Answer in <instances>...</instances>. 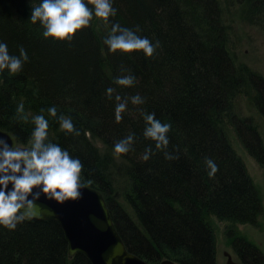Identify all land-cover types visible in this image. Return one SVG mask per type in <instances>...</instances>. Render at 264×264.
I'll list each match as a JSON object with an SVG mask.
<instances>
[{"label":"trees","instance_id":"trees-1","mask_svg":"<svg viewBox=\"0 0 264 264\" xmlns=\"http://www.w3.org/2000/svg\"><path fill=\"white\" fill-rule=\"evenodd\" d=\"M41 2L0 0V43L10 55L19 56L23 47L28 56L18 73L0 71V129L30 148L32 118L43 115L49 122L46 142L81 161V182L102 194L129 253L149 264H217L211 218L258 226L264 213L260 191L227 132L232 128L264 168L258 126L236 109L238 99L250 95L264 112V77L236 64L227 19L240 9L264 28V0H111L117 13L103 21L104 32L93 16L88 27L63 42L45 39L40 22L32 23V8ZM115 23L139 26L137 35L160 47L152 57L110 52L104 40ZM129 74L135 77L132 87L114 83ZM109 87L116 89L112 99ZM117 94H139L145 103L129 99L117 122ZM21 103L24 112L18 113ZM52 106L57 117L71 118L79 136L60 128L48 113ZM141 112L171 124L166 151L178 159L166 160L144 137ZM128 135L134 136L132 150L115 154V143ZM148 147L153 154L145 161ZM205 158L218 166L214 177L208 176ZM118 178L126 192L119 193ZM226 237L238 262L264 264L261 249L237 230L230 228ZM0 264L91 262L83 254L70 258L59 224L32 219L12 231L0 226Z\"/></svg>","mask_w":264,"mask_h":264},{"label":"clouds","instance_id":"clouds-1","mask_svg":"<svg viewBox=\"0 0 264 264\" xmlns=\"http://www.w3.org/2000/svg\"><path fill=\"white\" fill-rule=\"evenodd\" d=\"M88 5H91L90 8ZM117 10L112 6L111 0H42L39 6L32 8V23L40 22L45 29V39L53 41H71L75 34L89 26L93 16L103 21L114 17ZM139 26L135 30L121 27L115 23L111 26V32L105 38L104 44L110 52H143L146 57H152L160 42L153 44L146 37L137 35ZM28 60L27 53L23 47L19 49V56L10 55L7 45L0 43V71L7 69L10 73H18L23 63ZM114 83L118 86L130 88L135 83V77L131 74L117 77ZM115 88L109 87L106 95L113 98ZM133 105H142L144 99L139 95L122 98L115 95V119L120 122L122 113L127 109L128 101ZM43 112V109L41 110ZM18 113L24 112L21 103L17 108ZM51 117L57 118L60 128L67 133L76 131L71 118L63 115L57 117V109L52 106L48 109ZM146 127L144 137L155 142V148L164 151L166 160L178 159V156L166 151L169 145L167 134L171 124L162 123L155 118V114L141 112ZM35 125L31 147H21L15 143L10 147L6 140L0 139V226L9 231L15 230L18 224L26 220L39 218L40 208L38 201L41 195L47 200H54L58 204L66 201H77L82 198L81 189L85 186L81 182L82 163L78 158H72L68 151L60 146L46 142L48 136L49 122L43 115L32 118ZM15 141V138L12 137ZM134 136L128 135L114 145V153L117 155L127 154L132 150ZM153 154L151 147L145 149L143 160L147 161ZM208 176L214 177L218 166L214 160L205 158ZM12 185L9 191L8 186ZM73 250V254H75Z\"/></svg>","mask_w":264,"mask_h":264},{"label":"water","instance_id":"water-1","mask_svg":"<svg viewBox=\"0 0 264 264\" xmlns=\"http://www.w3.org/2000/svg\"><path fill=\"white\" fill-rule=\"evenodd\" d=\"M0 139L6 140L10 147H14L15 143L19 145L12 133L1 129ZM11 189L12 185H9L8 190ZM81 192V199L63 204L47 200L41 195L38 201L40 215L34 220L52 221L60 225L68 241L71 258L83 254L91 264H149L128 252L102 194L88 186ZM225 256V264H242L235 261L230 253H225ZM159 264L176 263L163 260Z\"/></svg>","mask_w":264,"mask_h":264},{"label":"rangeland","instance_id":"rangeland-1","mask_svg":"<svg viewBox=\"0 0 264 264\" xmlns=\"http://www.w3.org/2000/svg\"><path fill=\"white\" fill-rule=\"evenodd\" d=\"M231 12L227 19L231 25L230 44L236 64L238 66L248 67L264 77V28L262 23L254 19L248 20L240 9H234ZM96 28L99 32L105 31L102 19H97ZM237 103L240 108V115L252 118L264 139V120L252 106L251 96L242 95ZM228 129V137L238 155L245 162L251 178L260 191L264 205V169L251 159L242 146H240L235 131L232 128ZM118 186L119 193L126 192L123 179L118 178ZM212 224L217 237V264L226 263L227 258L225 253H230L234 260L237 261V257L230 248L226 237V232L230 228L237 230L242 236L257 245L264 253V214L260 217L258 226H232L227 222H221L217 219H212Z\"/></svg>","mask_w":264,"mask_h":264},{"label":"bare ground","instance_id":"bare-ground-1","mask_svg":"<svg viewBox=\"0 0 264 264\" xmlns=\"http://www.w3.org/2000/svg\"><path fill=\"white\" fill-rule=\"evenodd\" d=\"M251 103H252V100H251ZM252 106L256 109V111L259 113V115L262 117V119L264 120V112L262 111V110H260L256 105H255V103H254V101H253V103H252ZM236 109H237V111H239L240 110V108H239V106H237L236 105ZM245 118V117H244ZM246 118H248V117H246ZM257 125V124H256ZM229 130V129H228ZM228 130H227V132H228ZM257 131L259 132L258 134H259V138H260V143H261V146H262V149H260V155L262 156V159H264V139L262 138V135L260 134V131H259V128L257 129ZM237 136V135H236ZM230 140V139H229ZM238 141H239V144H240V146H242V148L247 152V154H248V156L251 158V159H253L260 167H261V165L258 163L259 161L258 160H256V158L254 157V156H252V155H250L249 154V152L246 150V148H245V145L243 144V142L241 141V139H239V137H238ZM230 145H231V147H232V149L234 150V152L237 154V156L238 157H240L239 155H238V153H237V151L234 149V147H233V145H232V143H231V141H230ZM241 158V157H240ZM243 161V160H242ZM243 163H244V165H245V167H246V169H247V166H246V164H245V162L243 161ZM262 169H264L263 167H261ZM247 171H248V169H247ZM249 173V172H248ZM250 175V174H249ZM263 207H264V205H263ZM264 214V213H263ZM262 214V215H263ZM262 215H260L259 216V218H258V222H257V224L259 225V219H260V217L262 216ZM212 219H217V218H215V217H212L211 218V222H212ZM218 220V219H217ZM71 258V257H70ZM74 258V257H73Z\"/></svg>","mask_w":264,"mask_h":264}]
</instances>
